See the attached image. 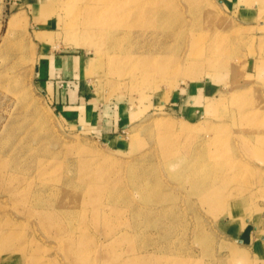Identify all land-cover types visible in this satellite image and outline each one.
Wrapping results in <instances>:
<instances>
[{"label": "rangeland", "instance_id": "1", "mask_svg": "<svg viewBox=\"0 0 264 264\" xmlns=\"http://www.w3.org/2000/svg\"><path fill=\"white\" fill-rule=\"evenodd\" d=\"M90 6L0 0V264H264L245 223L264 159L241 140L264 126V0H151L138 23ZM51 53L81 56V79L56 89Z\"/></svg>", "mask_w": 264, "mask_h": 264}, {"label": "bare ground", "instance_id": "2", "mask_svg": "<svg viewBox=\"0 0 264 264\" xmlns=\"http://www.w3.org/2000/svg\"><path fill=\"white\" fill-rule=\"evenodd\" d=\"M98 3H101V7H98V8H101L99 15L101 16V22L102 23H106L109 19L111 21L115 20V19H117L118 16H120V17L126 16L127 18L130 17L133 20H135L134 22L138 23V22H141L142 20H144L145 18H149V16L151 15V10H150L151 0H127L126 5L125 4L121 5L120 4L121 0H98ZM86 8H87V6H86ZM98 8H92V6H90V8L88 10V14L90 15V17H96L97 16L96 15L97 13L94 11V9L98 10ZM91 19H93V18H91ZM21 98H22V96H21ZM246 117L249 118V115H246ZM252 127L256 128V133H255V131L253 132V134L255 136L250 137L251 135L241 134V140H242L244 146H246L250 149L249 154H252L255 158L258 157L260 159H264V126L258 128V127H255V125H252ZM252 138H254V141H252ZM253 142L256 145H253L254 144ZM206 143H207V141L205 143H202L201 145L204 146ZM56 153L57 152H52L51 154L54 155ZM72 164L73 163H70L69 166ZM168 164L170 167H172V166L178 165L180 163L169 162ZM59 167H60V165H59ZM48 168L52 172H55L56 170H58V168H53L50 165H44L42 167H35V170H40L39 176H43L47 172ZM184 169H185V167L182 166V168H180L177 171V174H175V176L181 178L183 175ZM41 170H44V171H41ZM236 173H238V172H236ZM96 174L99 177V179L101 180V176L103 177V175H101V172H97ZM223 180L225 181V179H223ZM185 182L191 183L193 185V190L196 193L202 194L200 196L201 199H204V194L209 191V187H208V190L206 192H202L200 190V183L198 182V179L195 177H193L190 180H186ZM138 188H141V187L138 186ZM36 196L39 199H43L44 198L43 191L39 190L37 192ZM213 208H214V206H213ZM170 214L176 215L177 212L176 211H170ZM138 216H139V218L141 216L145 217V216H147V214H146V212H139ZM54 218L55 217L50 212H47V213L42 215V219L45 223V226L48 227V229L51 227V223L54 222ZM96 222L100 226H101V224H104L105 223L104 215L98 216L96 218ZM136 226H137L138 230H141L144 227V224L136 225ZM58 229L61 232H63L62 229H60V228H58ZM110 230L112 231V227L110 228ZM113 233L116 234V233H118V231H114ZM80 245H81V241H77L76 239H73V238L71 239L70 245L66 244V242H65L67 254L81 263V253L79 251ZM106 247L107 246L105 245V248ZM145 251L147 252L148 250L145 249ZM144 260H145V258L140 257L139 255H137V253L133 252V253L127 255V257L125 259H122V261L119 263L120 264H142ZM88 263H89V261L87 260L84 264H88ZM166 264H171V261L167 262Z\"/></svg>", "mask_w": 264, "mask_h": 264}, {"label": "crops", "instance_id": "3", "mask_svg": "<svg viewBox=\"0 0 264 264\" xmlns=\"http://www.w3.org/2000/svg\"><path fill=\"white\" fill-rule=\"evenodd\" d=\"M85 67L86 66L81 56H77L73 53H70V55H57L56 53H51V55H44L43 65L37 70L43 74L44 78L49 77V79H52L55 84V88L57 89V81L81 79L83 72H85ZM250 220V222L245 220V223H247L246 225L252 226L251 229L248 227L247 234H250L252 238L254 234L260 236L261 245L260 243L257 245L259 248V254L264 260V215H262L261 218H250Z\"/></svg>", "mask_w": 264, "mask_h": 264}]
</instances>
